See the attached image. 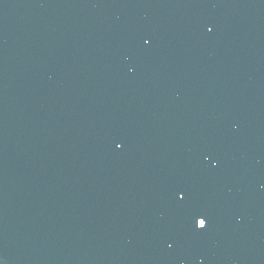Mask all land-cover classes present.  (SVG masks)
<instances>
[{
	"label": "water",
	"instance_id": "obj_1",
	"mask_svg": "<svg viewBox=\"0 0 264 264\" xmlns=\"http://www.w3.org/2000/svg\"><path fill=\"white\" fill-rule=\"evenodd\" d=\"M0 83V224L54 263L264 264V0H0Z\"/></svg>",
	"mask_w": 264,
	"mask_h": 264
},
{
	"label": "snow or ice",
	"instance_id": "obj_2",
	"mask_svg": "<svg viewBox=\"0 0 264 264\" xmlns=\"http://www.w3.org/2000/svg\"><path fill=\"white\" fill-rule=\"evenodd\" d=\"M182 199L184 198L183 196L181 197ZM207 221L206 218L203 216H199L198 218H196V226L199 229H203L206 227Z\"/></svg>",
	"mask_w": 264,
	"mask_h": 264
},
{
	"label": "clouds",
	"instance_id": "obj_3",
	"mask_svg": "<svg viewBox=\"0 0 264 264\" xmlns=\"http://www.w3.org/2000/svg\"><path fill=\"white\" fill-rule=\"evenodd\" d=\"M0 264H5V262L2 258H0Z\"/></svg>",
	"mask_w": 264,
	"mask_h": 264
}]
</instances>
